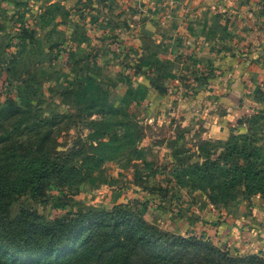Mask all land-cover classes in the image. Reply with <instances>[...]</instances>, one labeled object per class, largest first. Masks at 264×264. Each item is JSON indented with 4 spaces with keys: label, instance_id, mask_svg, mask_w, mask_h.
<instances>
[{
    "label": "rangeland",
    "instance_id": "rangeland-1",
    "mask_svg": "<svg viewBox=\"0 0 264 264\" xmlns=\"http://www.w3.org/2000/svg\"><path fill=\"white\" fill-rule=\"evenodd\" d=\"M43 4L0 13V105L70 116L44 151L107 160L71 188L54 179L45 196L22 192L7 218L121 206L167 233L264 259V195L227 190L212 162L226 165L222 142L233 135L264 141V0ZM102 135L113 142L95 151ZM22 175L9 174L17 184Z\"/></svg>",
    "mask_w": 264,
    "mask_h": 264
},
{
    "label": "trees",
    "instance_id": "trees-1",
    "mask_svg": "<svg viewBox=\"0 0 264 264\" xmlns=\"http://www.w3.org/2000/svg\"><path fill=\"white\" fill-rule=\"evenodd\" d=\"M16 105H0V264H264V259L256 255L232 256L229 250L200 237L162 231L121 206L109 210L86 207L51 221L21 217L26 224L8 219L11 200L22 192L45 196L54 179L71 188L86 181L107 160L94 154L72 163L59 154L46 153L43 147L51 140L53 127L70 116L22 117L27 112ZM98 105L100 101H93L85 107L92 110ZM121 117L125 118L124 114ZM24 129L34 133L25 141L19 136ZM135 131L131 133L132 143L138 140ZM259 139L242 134L222 142L226 165L221 167L218 157L212 162L213 171L226 178L227 190L242 188L264 195V141L258 145ZM111 141L99 136L92 148L97 151L109 147ZM131 157L126 155L127 159ZM13 171L23 173V179L18 178L20 184L10 179Z\"/></svg>",
    "mask_w": 264,
    "mask_h": 264
},
{
    "label": "crops",
    "instance_id": "crops-1",
    "mask_svg": "<svg viewBox=\"0 0 264 264\" xmlns=\"http://www.w3.org/2000/svg\"><path fill=\"white\" fill-rule=\"evenodd\" d=\"M48 0H0V13L2 11H12L15 12L17 10H20L21 8H25L26 10L30 11L31 13H37L39 10H41L43 7V2H46ZM51 2H54L56 0H50ZM60 0H57L59 2ZM64 2V1H63ZM64 6V4H63ZM84 5H82L83 7ZM65 8V6H64Z\"/></svg>",
    "mask_w": 264,
    "mask_h": 264
}]
</instances>
